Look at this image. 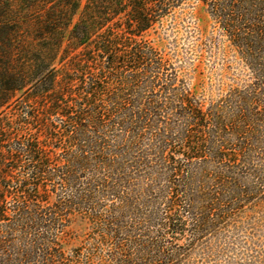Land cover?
I'll use <instances>...</instances> for the list:
<instances>
[{"label":"trees","instance_id":"trees-1","mask_svg":"<svg viewBox=\"0 0 264 264\" xmlns=\"http://www.w3.org/2000/svg\"><path fill=\"white\" fill-rule=\"evenodd\" d=\"M183 1L85 0L74 24L79 6L68 23L49 9L12 28L0 8L6 48L0 107L20 92L23 123L35 122L43 136L17 140L12 121L0 120V264H67L63 246L71 242L64 236L74 212L93 221L94 248L108 246L114 264H181L218 227V209L221 220L233 217L258 197L246 180H260L250 153L261 141L246 122L261 121L255 113L257 90H264V0H201L236 47L259 61L255 87L234 89L221 101L237 114L235 127L220 104L204 112L172 77L163 78L167 65L143 39L156 17ZM64 31L69 46L85 53L59 70ZM30 102L41 112L37 122ZM174 120L185 127L177 138ZM221 197L227 201L217 207ZM130 209L139 216L127 217L123 210ZM182 240L186 245L176 243Z\"/></svg>","mask_w":264,"mask_h":264},{"label":"rangeland","instance_id":"rangeland-1","mask_svg":"<svg viewBox=\"0 0 264 264\" xmlns=\"http://www.w3.org/2000/svg\"><path fill=\"white\" fill-rule=\"evenodd\" d=\"M5 1L7 6H0V8H3L1 12H7V18L12 21L9 25L11 28L18 26L15 25V22L23 24L24 18L28 19L27 15L30 18L28 20L36 19L39 14H43V10L49 9L57 10L61 15L63 14L60 19L61 24L68 23L69 12L75 6H79V11L73 18L72 24H74L78 21L81 11L85 9V0ZM3 36V30H0V41ZM61 38L63 44L57 52L54 65L59 70H65L73 57H79L85 53V47L75 49L69 46L68 31H64ZM143 39L155 47L159 57H162L164 64L167 65L168 71L162 76L163 78L164 76L172 77L175 87L190 92L192 101L201 103L204 112L212 108L211 106L218 108L220 104L218 110L221 109V115L227 123L233 127L239 124L237 114H233V109H231V103L221 101L226 100L234 89L243 91L249 90V86L255 87L257 83L255 74L260 69L259 61L258 58L253 59L243 54L236 47L222 29L220 19L214 15L211 6H206L201 0H185L182 3L174 4V6H170L168 13L162 17H156L154 29ZM4 49L6 50L0 42V91L2 82H4L3 75L6 74ZM62 74L59 73L60 79ZM162 81L164 82V79ZM80 84V81L73 82V86L77 87V90L80 89ZM257 93L259 102L258 112L255 114L260 115L258 118H261V121L248 120L246 122L248 129L246 130L261 141V143L255 144L254 152L250 153L253 166L256 168V172H252V174L260 180L257 184V179L252 176L246 180V184L254 190L253 192L258 197H253L244 203L245 209L236 213V216L226 217L223 220L220 219V216L223 215L222 211L218 209L216 218L221 220H217L218 227L197 246L187 251L181 264H264V90H257ZM21 96L22 94L17 92L16 96L10 100V106L0 107V120L12 121V137L17 140H25L29 137L43 138L37 130L38 125L35 122L23 123L26 109H23L22 102H19ZM3 99L0 96L1 102ZM37 102L29 103L36 122L41 114ZM174 121L175 124L174 122L170 123L173 128L171 135L177 138L178 134H184L185 127L177 124L176 120ZM232 133L233 131H228V133L223 132L222 135L227 137ZM6 138L7 135L2 138L4 139L3 146H8ZM14 147L15 145H13ZM175 147H179L177 143ZM1 164L0 162V171L2 172ZM1 180L0 176V183ZM261 181L262 184L259 185ZM138 182L143 184L141 180ZM161 185L168 186L164 180L161 181ZM166 191L168 190L166 189ZM166 191H163V196H166ZM226 201L224 197H221L219 202L217 201L219 204L217 207ZM140 207V212L144 213V207L142 205ZM230 209L222 210L227 212ZM126 210L123 212L127 217L134 219L139 216L135 209H130V215ZM104 213L102 212V214ZM83 217L85 216L74 212L69 223L66 224L67 234L64 238L70 239L71 242L63 246L69 257L67 264H114L108 258L110 249L108 246L94 248L96 245L93 239L96 236L95 225L92 220L86 218L84 220ZM127 217L125 218L126 222L129 219ZM186 238L189 240V233L186 234ZM176 243L186 245L185 240ZM72 249H76L74 255L70 252ZM88 256H93L92 261H88Z\"/></svg>","mask_w":264,"mask_h":264}]
</instances>
